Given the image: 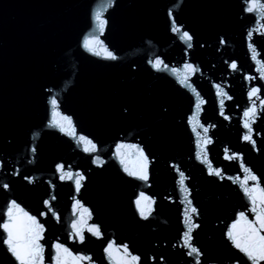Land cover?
<instances>
[{"label":"water","instance_id":"1","mask_svg":"<svg viewBox=\"0 0 264 264\" xmlns=\"http://www.w3.org/2000/svg\"><path fill=\"white\" fill-rule=\"evenodd\" d=\"M250 3L0 0V225L13 201L34 216L44 228V264H55L57 243L72 254L64 257L67 264L75 256L89 257L80 264H114L105 251L109 243L120 249L117 257L126 245L139 264H252L228 238L242 212L255 220L241 187L243 168L264 187V10L249 13ZM174 25L181 31L173 32ZM184 31L193 37L191 48L180 38ZM93 38L100 44L90 51L84 42ZM156 60L163 62L160 70ZM186 64L197 71L182 85ZM254 87L259 98L249 99ZM53 98L72 119L75 136L52 125ZM253 103L254 144L243 139L244 112ZM81 135L95 152L84 151ZM121 144L132 146L122 150L130 169L143 150L146 181L124 171ZM201 146L207 163L198 157ZM209 164L221 176L210 175ZM58 165L74 178L62 180ZM76 174L84 177L79 191ZM141 193L153 201L147 219L135 203ZM188 201L197 209L191 244L198 255H189L183 242ZM84 209L91 215L84 216L81 242L72 224ZM93 225L100 238L87 230ZM5 238L0 226V264H19Z\"/></svg>","mask_w":264,"mask_h":264},{"label":"snow or ice","instance_id":"2","mask_svg":"<svg viewBox=\"0 0 264 264\" xmlns=\"http://www.w3.org/2000/svg\"><path fill=\"white\" fill-rule=\"evenodd\" d=\"M264 10V5L259 4V0H251L250 5L247 7V11L249 13L257 10ZM97 20L100 21V29L103 31L104 21L100 20L99 14L97 15ZM174 24V22H173ZM173 32H180V28L175 25L172 28ZM251 37V33L248 34ZM182 40L188 42L187 47L191 48V41L193 37L187 32L184 31L180 37ZM100 44L98 39H89L84 42V47L90 51H93V45ZM105 55L109 59H116V57L108 51L106 48L103 49ZM256 58V52L253 49V59ZM163 62L161 60H156L154 63V67L157 70L161 69V65ZM167 68V65H164ZM232 69L237 68L236 63L231 64ZM197 71L191 64H186L184 73L181 75L180 83L182 85L187 84L189 77ZM190 86V85H189ZM218 91L220 96H226L227 94L219 89ZM260 92L259 88H252L249 93V99L253 97L259 98L258 93ZM230 98V97H229ZM204 103L203 100H200L196 108L199 111L200 106ZM221 106L224 104V100H220ZM261 104L264 105V101H261ZM52 105V117L51 123L53 126H56L62 132H66L68 135L75 136V128L73 125V121L70 117L66 115H62L58 110V103L55 98L51 100ZM221 114L223 115V108L221 107ZM257 115V109L255 103H253L252 107L244 112V125L243 127L248 130V132L243 136L245 141L250 143H255L252 138V127L249 121ZM227 118V117H226ZM194 122V130L195 126L198 124L197 118L195 116L192 117ZM204 132L207 133L208 129L204 128ZM80 142H82L85 147L84 151L86 152H95L96 146L93 142L87 139L84 136L79 137ZM205 144L211 143V140L205 139ZM132 146L119 145L117 147V155L121 158V163L125 165L124 171L127 172L130 176H134L139 178L140 180L148 179V158L144 154L142 149L137 150L139 152L138 158V166L134 169H130L124 159V153L122 152L125 148H130ZM33 151H35L33 149ZM227 153V150H226ZM203 154L204 160L203 162L207 163V153L204 151L201 146V152L198 153V157ZM236 156L226 155V159H237ZM97 164H100L101 161L99 159L96 160ZM243 167V165H242ZM58 171L62 173L61 179L72 180L73 174L68 171H64L63 165L57 166ZM244 172L246 173L245 179L241 182V187L244 190L245 195L250 199L252 208L251 211L255 213V220H248L247 216L242 212L240 214L239 220L231 226V229L228 231V238L232 241L234 247L238 249L240 252L245 254V256L252 262V264H261L264 261V187L260 186V182L258 177L251 172L250 169L244 167ZM208 171L210 175L221 176L220 170H215L212 168L211 164L208 166ZM84 177L80 174H76L75 177V186L76 190L79 191L81 188V181ZM184 175L180 174V186L181 189L187 192V188L184 186ZM253 181L255 184L252 187H248V182ZM5 188L8 186L5 184ZM46 205L48 202H45ZM136 207L139 210V214L141 217L147 219L148 215L151 213L152 208L151 205L153 201L145 196L143 193L140 194L139 198L135 201ZM75 208L79 210L81 205L79 201L76 202ZM197 209L192 207L191 201H188V209L185 211V224L187 225V231L184 233L183 242L184 245L187 246L190 251L189 255L199 254L198 249L191 244L192 232L194 228L197 227L196 224L193 223L192 215L196 213ZM87 215L90 218V213H88L87 209H84L83 214L81 215L80 221L72 224V229L74 230L75 236L79 237L81 242L84 241L83 235V227L86 224V220L84 216ZM2 226L4 232L6 233V238L3 243L7 246L8 251L15 257V259L19 262V264H44V248L41 245L40 241L43 239L44 228L43 225L39 223V221L34 217L25 212L19 205L13 201L9 208L7 209V222L3 223ZM97 238L102 236L100 228L98 226H90L87 229ZM55 264H67V260L64 257L71 256L72 254L69 250L63 245L57 243L55 246ZM107 255L113 259L114 264H139L140 257L136 255H131L128 250V247L125 245L123 247V255L117 257L115 253L119 252L120 249L116 248L114 244L109 243L107 248L105 249ZM89 260V257L85 256H75L72 257V264H80L81 261Z\"/></svg>","mask_w":264,"mask_h":264}]
</instances>
